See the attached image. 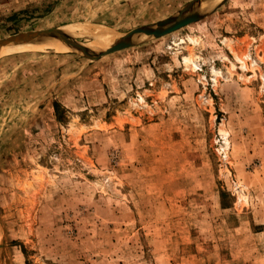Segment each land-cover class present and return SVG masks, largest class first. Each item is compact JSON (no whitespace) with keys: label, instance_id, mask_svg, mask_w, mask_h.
<instances>
[{"label":"rangeland","instance_id":"rangeland-1","mask_svg":"<svg viewBox=\"0 0 264 264\" xmlns=\"http://www.w3.org/2000/svg\"><path fill=\"white\" fill-rule=\"evenodd\" d=\"M191 2L0 0V40L97 54ZM209 2L97 59L0 49V264H264V0Z\"/></svg>","mask_w":264,"mask_h":264},{"label":"water","instance_id":"water-1","mask_svg":"<svg viewBox=\"0 0 264 264\" xmlns=\"http://www.w3.org/2000/svg\"><path fill=\"white\" fill-rule=\"evenodd\" d=\"M202 1L203 0H193V2L188 4L177 17L168 18L152 25L140 27L124 36L121 42L113 44L97 54L89 53L86 49L71 40L66 34L57 30L29 32L2 39L0 40V49L3 47L24 46L33 42H39L43 39L53 38L64 44L66 47L81 52L84 58L97 59L114 52L134 47L144 40L172 34L202 20L206 15L193 11L194 8L199 7ZM136 36L142 38H135Z\"/></svg>","mask_w":264,"mask_h":264},{"label":"bare ground","instance_id":"bare-ground-1","mask_svg":"<svg viewBox=\"0 0 264 264\" xmlns=\"http://www.w3.org/2000/svg\"><path fill=\"white\" fill-rule=\"evenodd\" d=\"M213 1H215V0H213ZM209 6H212L211 4H210V2H209V0H203L202 1V4L200 5V7L198 8L199 10H206L205 8L206 7H209ZM196 10V9H195ZM76 27V26H75ZM68 28V27H67ZM83 28V27H82ZM85 28V27H84ZM69 29H71V28H69ZM74 29V28H73ZM86 29V28H85ZM73 31V30H72ZM80 31V30H79ZM99 31H100V29H99ZM103 31H104V29H103ZM102 31V32H103ZM74 32H76V31H74ZM81 32V31H80ZM84 32V31H83ZM87 31H85L84 33H82L83 35L86 33ZM88 32H90V31H88ZM87 32V33H88ZM66 33H67V31H66ZM65 33V34H66ZM70 34H72L71 32H69ZM79 33V32H78ZM81 34V35H82ZM66 35H68L69 36V34L67 33ZM77 35V34H76ZM87 35V34H86ZM89 35H91V37L92 38H97V37H99V36H101L100 35V33H97L96 31H92V33L90 34L89 33ZM109 35V34H108ZM110 36V35H109ZM100 38V37H99ZM44 40V39H43ZM46 40H49V39H46ZM51 40H53V39H51ZM121 40H122V37H120V36H115V37H112V38H110V39H107V40H93V44L92 43H90L91 44V46H87V44H86V46L89 48V50L91 49V50H96V49H98L99 48V46H101V45H107V44H110V45H108L105 49H107L108 47H110L111 45H113V44H117L118 42H121ZM41 41V40H40ZM190 41H192L193 42V40H191L190 39ZM42 42V41H41ZM53 42H55V43H58L57 41H55V40H53ZM227 43H228V41H226ZM35 43V42H34ZM34 43H32V44H34ZM39 43V42H38ZM59 43H61V42H59ZM194 43V42H193ZM41 44V43H40ZM62 44V43H61ZM25 46V45H24ZM34 46L35 47H39V48H42L43 50L46 48V49H59V47L58 46H45V44H41V45H39V44H34ZM64 46V45H63ZM15 47H18V48H22V46H15ZM65 47V46H64ZM84 47H85V45H84ZM83 47V48H84ZM11 48H14V47H4V48H2L1 50H8V49H11ZM66 48V47H65ZM104 50V49H103ZM4 52H7V51H4ZM1 53V52H0ZM234 58L236 59V61L237 62H239V64H240V67L243 69L244 68V64H245V62L246 61H248V62H251V64L252 65H254L255 63H254V61L252 60V59H250V56L248 55V54H246V55H244L242 58H238L237 56H235L234 55ZM184 64L186 65V67H189L190 69H192V70H196L197 69V64H196V62L194 61V59L192 58V57H185L184 59ZM212 72L214 73V74H219L218 72H216L215 70H212ZM221 75V74H220ZM217 76V75H216ZM215 78V77H214ZM220 135H221V138H222V140H223V142H224V146L226 147L227 146V141H226V133L224 132V131H220ZM225 149V148H224ZM223 150V149H222Z\"/></svg>","mask_w":264,"mask_h":264}]
</instances>
